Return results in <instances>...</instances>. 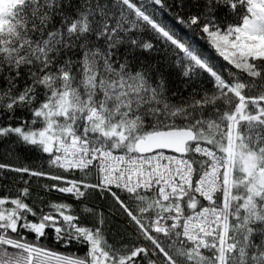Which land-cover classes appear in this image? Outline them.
Instances as JSON below:
<instances>
[{
	"label": "snow or ice",
	"instance_id": "snow-or-ice-1",
	"mask_svg": "<svg viewBox=\"0 0 264 264\" xmlns=\"http://www.w3.org/2000/svg\"><path fill=\"white\" fill-rule=\"evenodd\" d=\"M0 149V264H264V0H0Z\"/></svg>",
	"mask_w": 264,
	"mask_h": 264
},
{
	"label": "trees",
	"instance_id": "trees-1",
	"mask_svg": "<svg viewBox=\"0 0 264 264\" xmlns=\"http://www.w3.org/2000/svg\"><path fill=\"white\" fill-rule=\"evenodd\" d=\"M161 19L166 20L169 24H174L172 16L167 14V13L161 14ZM175 27H176V30L179 31L181 34H184V35L194 39L196 41L197 45L202 50H204L206 53L211 55L213 62L215 64H217V66H220V65H223L226 63L222 60V58H219L213 52H211V50L208 48V45L205 43V41L199 40L198 38L194 37L191 32H189L187 29H184L180 25H175ZM171 81H172L171 87L173 88V90L178 89L180 87V81L178 80V78L175 74H173V76L171 77ZM208 86L210 87V85H208ZM184 94L187 95V93H184ZM0 153H2V149H0ZM17 155L19 156V159H17L16 156L7 157V156L0 154V162L30 164L33 167L38 166V164L40 163V161L37 160V154L33 153L31 151L20 149L18 151ZM42 182H48V181H42ZM51 198L52 199H58L59 194L53 193ZM69 202H71L70 199H69ZM89 203L99 205L100 207H102V208H104L110 212L115 211L114 206L110 207L112 204L111 198H108V200H101L99 197H93L90 199ZM124 228H125V219L123 216H121L117 212L111 219V231H110L109 236H108L109 240L111 241L114 237H116V233L123 231ZM116 238H118V237H116ZM45 243L52 246V247L57 248V250H59V251H75L80 255H82L84 253V251L86 250L85 248L77 246V245H73L71 249H64L61 246L54 244L51 240L46 241Z\"/></svg>",
	"mask_w": 264,
	"mask_h": 264
}]
</instances>
